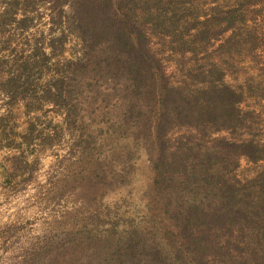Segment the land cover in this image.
Wrapping results in <instances>:
<instances>
[{
    "label": "trees",
    "instance_id": "obj_1",
    "mask_svg": "<svg viewBox=\"0 0 264 264\" xmlns=\"http://www.w3.org/2000/svg\"><path fill=\"white\" fill-rule=\"evenodd\" d=\"M41 1L50 3L48 37L36 38V48L10 70L0 91L9 110L20 98L30 99L24 103L27 113L41 109L38 100L63 110L61 130L78 135L76 167L87 183V190L76 188L87 191L82 205L58 222L66 237L44 251L45 259L52 264H264V170L245 182L232 174L240 155L264 159L263 148L251 139L211 137L240 123L243 86L226 82L214 67L198 73L200 86L173 83L147 28L133 20L135 0ZM224 1L222 14L184 26L178 35L182 51L198 53L245 23L252 6L261 3L264 11V0ZM29 3L11 2L12 8L0 13V25L15 22L28 30ZM256 21L244 37L252 50L263 45L257 31L264 28L262 19ZM69 33L81 40V53L51 68L52 58L65 52ZM44 66L51 76L41 82ZM257 86L264 90V81ZM176 127L212 140L213 148L181 141L171 152L169 134ZM35 131L37 124L30 121L24 136ZM176 177L185 179L191 199H182ZM256 181L260 190L253 201L249 186Z\"/></svg>",
    "mask_w": 264,
    "mask_h": 264
},
{
    "label": "rangeland",
    "instance_id": "obj_2",
    "mask_svg": "<svg viewBox=\"0 0 264 264\" xmlns=\"http://www.w3.org/2000/svg\"><path fill=\"white\" fill-rule=\"evenodd\" d=\"M13 1L16 0H0V13L5 8L11 9ZM28 1L19 0V4L24 6ZM224 2L135 0L132 4V12L135 14L133 20L147 28L150 44L161 58L173 83L187 84L192 88L200 86L202 83L199 82L198 73L203 76L214 67L224 73L226 82L235 87L243 86L247 95L240 103V123L232 131L220 130L211 137L251 139L259 143L264 151V90L257 86L258 81H264V28L257 29L263 34L261 47L252 50L250 43H244L247 30L255 27V20L258 23L262 19L261 26H264V11H259L263 5L259 3L252 6L246 13L245 23L238 22L235 28L212 40L198 53L184 52L178 47V35L186 24L203 20L212 14H222L218 12L225 8L221 6ZM29 4L28 12L33 18L28 30L18 28L15 22L3 27L0 25V88L2 82L10 76V70L16 69L17 64L36 48V38L43 34L48 37L52 25L50 3L31 0ZM214 5L218 8H214ZM65 8L70 14L71 6ZM17 16L21 17L22 14ZM167 28H175L176 34L171 35L166 31ZM230 35L232 39L227 42ZM173 46L176 48L173 49ZM45 47L47 51L50 50L47 45ZM81 50V40L74 33H69L65 52L52 58L51 68L74 58ZM47 67L44 66L41 82L51 76ZM33 79L37 80L36 75ZM7 100L6 94L0 91V264H52L45 259L44 251L66 237V232L58 227V222L66 211L81 206L82 197L87 193V183L81 180L79 168L76 167L78 135L71 134L68 129L61 130V125H64L63 110L50 102L38 100L41 109L27 113L24 103L30 99L20 98L12 110H9ZM38 102L35 104L38 105ZM1 118L4 120L2 123ZM30 121L36 122L37 131L25 137ZM41 130L43 132L39 133ZM169 135L171 152L181 141L189 143L186 147L213 148L212 140L200 139L193 130L186 127H176ZM8 143L14 147H8ZM238 163L232 174L244 182L255 180L264 170V159L254 161L240 155ZM137 171L139 176L140 168ZM177 184L179 190L182 187V199H191L193 195L185 189V179H180ZM77 187H84L85 190H76ZM259 190L260 183L257 181L249 186L251 200L258 197ZM199 198H204V195Z\"/></svg>",
    "mask_w": 264,
    "mask_h": 264
}]
</instances>
